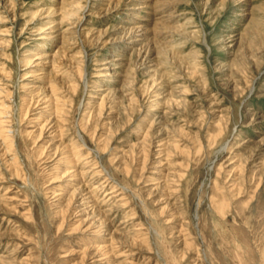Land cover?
<instances>
[{
  "label": "rangeland",
  "instance_id": "rangeland-1",
  "mask_svg": "<svg viewBox=\"0 0 264 264\" xmlns=\"http://www.w3.org/2000/svg\"><path fill=\"white\" fill-rule=\"evenodd\" d=\"M0 264H264V0H0Z\"/></svg>",
  "mask_w": 264,
  "mask_h": 264
},
{
  "label": "bare ground",
  "instance_id": "bare-ground-1",
  "mask_svg": "<svg viewBox=\"0 0 264 264\" xmlns=\"http://www.w3.org/2000/svg\"><path fill=\"white\" fill-rule=\"evenodd\" d=\"M139 18V16H138V13H136V15L132 18L133 19V21L131 22V24H133L134 26L135 25H138L139 24V21H137V19ZM137 27H140V26H136V28ZM133 28V27H132ZM134 29V28H133ZM129 30V29H128ZM130 31V30H129ZM135 31V30H134ZM106 69H108V68H106ZM103 76H109V74H108V71H106L105 73H104V75ZM104 90H107L106 88L104 89ZM7 132V131H6ZM56 151V150H55ZM74 159V158H73ZM68 171V170H67ZM72 171V170H71ZM66 172V171H65ZM69 172V171H68ZM67 173V172H66ZM65 174V173H64ZM67 175H68V173H67ZM61 180L59 179L58 180V182H60ZM112 191V190H111ZM116 191V190H115ZM115 191H112V192H115Z\"/></svg>",
  "mask_w": 264,
  "mask_h": 264
}]
</instances>
